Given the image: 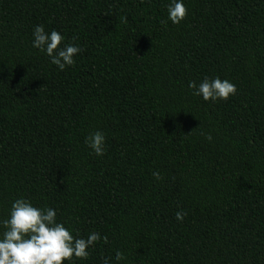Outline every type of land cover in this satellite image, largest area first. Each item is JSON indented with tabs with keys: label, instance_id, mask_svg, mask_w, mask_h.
<instances>
[{
	"label": "trees",
	"instance_id": "trees-1",
	"mask_svg": "<svg viewBox=\"0 0 264 264\" xmlns=\"http://www.w3.org/2000/svg\"><path fill=\"white\" fill-rule=\"evenodd\" d=\"M169 2L0 0V220L24 198L108 238L74 264H264V0H184L178 25ZM36 25L81 47L73 66ZM216 76L236 94H191Z\"/></svg>",
	"mask_w": 264,
	"mask_h": 264
},
{
	"label": "clouds",
	"instance_id": "clouds-1",
	"mask_svg": "<svg viewBox=\"0 0 264 264\" xmlns=\"http://www.w3.org/2000/svg\"><path fill=\"white\" fill-rule=\"evenodd\" d=\"M184 0H170L167 5V20L174 25L180 24L187 16ZM66 37L56 30L46 32L42 25H36L32 31V47L49 57L50 63L58 70L76 63V57L82 52L75 42L67 43ZM191 94L204 101L217 102L234 96L237 88L228 79L219 76L204 77L199 83L188 82ZM205 138L212 140L211 135ZM85 144L93 154L102 157L106 151L105 134L95 131L85 138ZM155 180L162 179L158 171H153ZM187 213L177 211L175 218L183 222ZM57 212L51 207H37L30 200L17 198L11 203L8 217L0 220V264H74L75 260L86 261L93 247L106 236L92 231L86 236L73 234L71 228L57 222ZM124 254L117 250L110 260L105 257L103 264H121Z\"/></svg>",
	"mask_w": 264,
	"mask_h": 264
}]
</instances>
